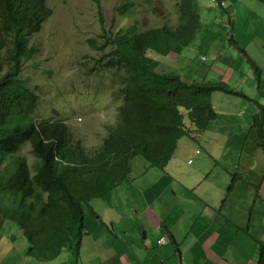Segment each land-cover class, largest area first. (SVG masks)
Returning a JSON list of instances; mask_svg holds the SVG:
<instances>
[{
  "label": "trees",
  "instance_id": "obj_1",
  "mask_svg": "<svg viewBox=\"0 0 264 264\" xmlns=\"http://www.w3.org/2000/svg\"><path fill=\"white\" fill-rule=\"evenodd\" d=\"M134 4L127 0L120 12ZM178 9L176 25L143 30L131 25L103 43L112 44L105 65L124 72L122 103L101 145L88 149L71 139L65 121L35 117L38 95L21 75L24 60L38 50L29 45V37L53 12L48 0H0V216L20 225L30 257L51 261L70 248L73 264H79L86 216L97 215L92 201H110L113 190L132 178L136 156L165 168L182 137H198L217 117L215 91L251 98L226 81L190 80L161 67L162 58L180 54L193 42L201 25L199 0H178ZM246 55L259 79L260 68ZM253 127L264 151V102ZM26 143L39 160L34 172L21 154ZM257 243V264H264V241Z\"/></svg>",
  "mask_w": 264,
  "mask_h": 264
},
{
  "label": "crops",
  "instance_id": "obj_2",
  "mask_svg": "<svg viewBox=\"0 0 264 264\" xmlns=\"http://www.w3.org/2000/svg\"><path fill=\"white\" fill-rule=\"evenodd\" d=\"M227 1L233 37L227 32L225 41H212L213 63L191 80L217 75L251 98L214 92L217 117L198 137H182L165 168L141 173L155 170L154 179L136 184L132 176L110 201H97L79 264H257V240L264 241V151L253 121L264 102V0ZM239 45L260 68L259 79ZM164 60L169 69L161 67L174 70V56ZM10 264L39 263L18 255Z\"/></svg>",
  "mask_w": 264,
  "mask_h": 264
},
{
  "label": "rangeland",
  "instance_id": "obj_3",
  "mask_svg": "<svg viewBox=\"0 0 264 264\" xmlns=\"http://www.w3.org/2000/svg\"><path fill=\"white\" fill-rule=\"evenodd\" d=\"M126 1L48 0L53 11L51 16L38 32L29 37V45L38 50L24 60L21 75L38 95L35 117L65 121L71 130V139L81 140L88 149L101 145L107 134V125L118 119L122 103L120 79L124 72L105 65L111 57L112 44L103 47V43L111 34L131 25L143 30L164 24L176 25L180 19L178 0H134V6L121 13L120 8ZM199 4L201 25L190 44L195 50L185 47L183 53L174 56V70L190 80L193 76H203L207 71L203 66L209 67L213 63L207 51L212 41L217 43L223 36L225 41L228 35L232 38L234 32L235 18L231 15L229 4L220 6L211 0H199ZM220 22L223 24L215 28ZM225 24H228V29H223ZM149 54L157 57L154 51ZM202 55H207L206 61L201 60ZM162 63V67L169 69L164 58ZM210 78L220 81L217 75H209L206 80ZM21 154L27 157L34 172L39 160L33 153L32 145L24 144ZM132 163V176L136 184H143L146 179L156 176L155 170L142 176L144 169L161 168L148 165L142 156H136ZM183 180L186 182L185 178ZM130 184L125 182L122 185ZM5 200L10 203L8 194ZM97 201L100 200H93V205ZM2 203L4 200L0 196V205ZM92 215L87 214L88 223L94 221ZM28 246L20 225L0 216V264H10L18 255L39 264H72L73 252L70 248H64L51 261H40L28 255Z\"/></svg>",
  "mask_w": 264,
  "mask_h": 264
},
{
  "label": "built area",
  "instance_id": "obj_4",
  "mask_svg": "<svg viewBox=\"0 0 264 264\" xmlns=\"http://www.w3.org/2000/svg\"><path fill=\"white\" fill-rule=\"evenodd\" d=\"M212 1H214L215 3H217L218 5H221V6L226 5V0H212ZM165 242H166V237H165V236L161 237V238L158 240V243H159V244H163V243H165Z\"/></svg>",
  "mask_w": 264,
  "mask_h": 264
},
{
  "label": "clouds",
  "instance_id": "obj_5",
  "mask_svg": "<svg viewBox=\"0 0 264 264\" xmlns=\"http://www.w3.org/2000/svg\"><path fill=\"white\" fill-rule=\"evenodd\" d=\"M212 1V0H211ZM212 2H214V1H212ZM215 3V2H214ZM215 4H217V3H215ZM228 4V1L226 0V5ZM218 5V4H217ZM226 5H224V6H226ZM221 6V5H220Z\"/></svg>",
  "mask_w": 264,
  "mask_h": 264
}]
</instances>
